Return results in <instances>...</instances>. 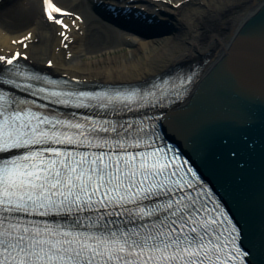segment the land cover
<instances>
[{
  "label": "snow or ice",
  "instance_id": "6c2138e0",
  "mask_svg": "<svg viewBox=\"0 0 264 264\" xmlns=\"http://www.w3.org/2000/svg\"><path fill=\"white\" fill-rule=\"evenodd\" d=\"M43 4L64 43L70 13ZM21 60L0 55V81L20 93L0 86V264H243L197 173L154 148L145 120L114 119L158 88L78 90Z\"/></svg>",
  "mask_w": 264,
  "mask_h": 264
},
{
  "label": "bare ground",
  "instance_id": "6f19581e",
  "mask_svg": "<svg viewBox=\"0 0 264 264\" xmlns=\"http://www.w3.org/2000/svg\"><path fill=\"white\" fill-rule=\"evenodd\" d=\"M53 1L71 13L59 17L69 25L68 48L63 47L59 35L61 26L47 20L43 0H0V55L21 52L27 55V63L44 73L106 85L144 84L197 64L207 69L211 60L222 57L229 38L261 7L260 0H103L105 6H114V11L121 9L120 14L129 9L131 15L156 16L164 27L167 24L168 32L163 35L142 38L99 22L92 14L91 0ZM29 33L26 50L13 43ZM117 40L139 45V60L118 68H100L98 62H73L80 52H87L88 58L92 57L88 54L112 53ZM103 50L106 52L100 53ZM49 61L53 63L51 68Z\"/></svg>",
  "mask_w": 264,
  "mask_h": 264
},
{
  "label": "water",
  "instance_id": "95a60500",
  "mask_svg": "<svg viewBox=\"0 0 264 264\" xmlns=\"http://www.w3.org/2000/svg\"><path fill=\"white\" fill-rule=\"evenodd\" d=\"M161 121L239 228L249 264H264V0ZM160 33L159 35H163Z\"/></svg>",
  "mask_w": 264,
  "mask_h": 264
},
{
  "label": "rangeland",
  "instance_id": "374dc122",
  "mask_svg": "<svg viewBox=\"0 0 264 264\" xmlns=\"http://www.w3.org/2000/svg\"><path fill=\"white\" fill-rule=\"evenodd\" d=\"M175 1V0H174ZM116 41V40H115ZM112 47L113 52L109 54H104L102 56L94 54H88L92 56L88 58L87 52H80L79 56L73 62L89 63V62H98L100 68H106L112 66L115 68L122 67L123 65H131L139 60V57L142 55L140 47H131L123 44L120 40L115 42ZM106 51H100V53H105ZM71 59V58H68Z\"/></svg>",
  "mask_w": 264,
  "mask_h": 264
}]
</instances>
